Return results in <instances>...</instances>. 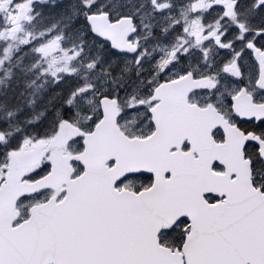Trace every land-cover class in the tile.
Here are the masks:
<instances>
[{"label":"snow or ice","instance_id":"snow-or-ice-1","mask_svg":"<svg viewBox=\"0 0 264 264\" xmlns=\"http://www.w3.org/2000/svg\"><path fill=\"white\" fill-rule=\"evenodd\" d=\"M0 264H264V0H0Z\"/></svg>","mask_w":264,"mask_h":264}]
</instances>
